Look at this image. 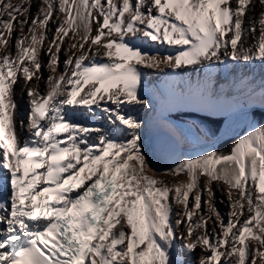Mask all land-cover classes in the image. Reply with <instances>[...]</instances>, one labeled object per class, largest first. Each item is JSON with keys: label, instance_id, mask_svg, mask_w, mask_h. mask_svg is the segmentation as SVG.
<instances>
[{"label": "snow or ice", "instance_id": "obj_1", "mask_svg": "<svg viewBox=\"0 0 264 264\" xmlns=\"http://www.w3.org/2000/svg\"><path fill=\"white\" fill-rule=\"evenodd\" d=\"M33 3L0 0V264H188L198 247V264H264V0H39L34 15ZM143 69L164 79L150 89ZM181 108L221 119L186 129L168 119ZM238 122L248 130L229 149L161 163L186 131L214 141Z\"/></svg>", "mask_w": 264, "mask_h": 264}, {"label": "rangeland", "instance_id": "obj_2", "mask_svg": "<svg viewBox=\"0 0 264 264\" xmlns=\"http://www.w3.org/2000/svg\"><path fill=\"white\" fill-rule=\"evenodd\" d=\"M38 2H39V0H34L33 6H32V9H31L33 15L35 14V12L37 10ZM256 10H257V14L261 10L258 3L256 4ZM20 19H23V17H20ZM54 19H55V16H54ZM57 23H58V21H57ZM50 27L52 28V31L54 32L56 24H53V23L50 22ZM24 31H25V34H27V27H25ZM18 34H19V30H17V32H15L13 35L15 36V35H18ZM50 38H51V36L49 35V40H50ZM71 39H72V36H71V33H69V36L65 37V41L68 42V41H71ZM47 43H48V41L45 42V47L47 46ZM65 46H67V45L65 44ZM151 51H161L163 53L164 49L154 48V49H151ZM63 58H64V53L62 52L61 53V59H63ZM47 60H48V57L44 56L45 65H47ZM243 69L244 68L239 69V72H241V73L244 72ZM149 70L150 71H148L146 76H147V79H148V82H149V86H150V89H151V87L153 85H158L160 83V81L162 79H164V74L159 72L158 70H154V69H149ZM167 71H170V70L167 69ZM191 71H194V70H191ZM200 71H203V70H200ZM259 71H258V73H259ZM188 72L189 71H187L186 74ZM217 74L222 75L220 70L217 71ZM43 75H44L45 79L49 75V72L46 70V68L43 71ZM22 81L23 80H20L19 85H21ZM40 87H41L40 89L42 90V92L45 91V87H44L43 82H41ZM24 93H26V91H24ZM144 98L148 99V100L152 99V97H150V95L149 96H145ZM24 99H25V96H24ZM25 100L28 102V99H25ZM25 104L26 103H23V108H24L25 113L27 115V113H28V105H25ZM179 110L192 111V112L196 113V115H197L196 118H191L190 114L189 115H185L184 114L183 118H181L180 114L179 115L174 114L177 111L172 112L171 114H169L168 119L172 123L182 124V125L185 126L186 129L190 128L192 125H203V124L207 123L208 122V120L206 119L207 116L211 117V118L221 119V117L218 116V115L210 114V113H207V112L195 111V110H193L191 108H181ZM131 113L134 116H137L138 118H140L142 121H144L145 124L147 125V129L148 128H152L153 129V127L157 125V124L155 125L154 123L156 121L160 120L156 113H153V112L149 111L148 109H146L144 107H140V106H137V107L131 109ZM174 115L179 116V117H176ZM203 117H205V118H203ZM97 123H98L99 126L104 127L105 129L109 128V124H108L107 119L105 121L100 119V120L97 121ZM260 123H264V121H260ZM161 126H163V125H161ZM247 130H248V125L243 123V124L239 125L235 129L234 133L231 134L230 136L224 137L223 139H220L219 141L214 140V141H207V142L204 141L202 138L199 141H197L194 138V135L189 132L191 134V137L185 135L187 137V142H185L183 140L181 141L182 148L180 150L181 152L180 151L179 152H180V154H182L184 151H189V152H192V153H197V152L201 153L204 149H208V148H210V150H213V148H214V150H216V151H225V150L229 149V146L234 142V140L236 138H238V135L244 134ZM155 131H157V130H155ZM180 154L178 155V157L180 156ZM173 160H175V159H173ZM170 162H172V160L167 162V163H165V164H168ZM149 174L153 175L154 173L152 174L150 172ZM185 177L186 176H184L183 174H181L179 177H176V178L171 177V176H167V177L166 176H157L158 179L168 180L169 183H175L176 180L184 181L186 179ZM214 187L221 188V187H226V186H224V185H222L220 183H217L216 185H214ZM204 199H207L206 195L204 196ZM221 200H223L224 203H220L219 201H221ZM215 203H216V206L219 209V211L222 214L225 215V222H226V215H227V213L229 211V208L227 206L228 205V200H227L226 196H224L222 192L217 191L216 192ZM175 207H176L177 211H181L182 210V206H180V205H177ZM195 218L196 217H193V219H195ZM180 231L184 232L185 236L187 237V231H186V227L185 226H181ZM190 242H191L190 239H186L184 241H181V246L183 247L184 243H190ZM253 243L255 244V242H253ZM199 249H200L199 252L197 253V251H195V254L193 252H189L187 249H184V256H185L186 261L188 263L197 262V264H198V260H199L200 256L202 255L200 253L202 249L200 247H199ZM222 261H223V258H222Z\"/></svg>", "mask_w": 264, "mask_h": 264}, {"label": "bare ground", "instance_id": "obj_3", "mask_svg": "<svg viewBox=\"0 0 264 264\" xmlns=\"http://www.w3.org/2000/svg\"><path fill=\"white\" fill-rule=\"evenodd\" d=\"M95 34V25H93V35ZM250 43H251V41H250ZM170 71H171V69H169ZM202 70V69H201ZM244 71L246 70L245 68L243 69ZM260 69H259V67H257L256 69H255V71L253 72V74H257L258 73V71H259ZM143 71L146 73V75H147V73H148V71H150L149 69H143ZM177 72H179L180 73V76L181 77H184V78H191V79H195L196 77H197V75L199 74L198 72H196L195 70L194 71H191V69H186L185 71H181L180 69H177L176 70ZM187 71H189L187 74H186V72ZM200 71V70H199ZM200 72H202V71H200ZM218 76H219V74H217ZM257 79H259V77H257ZM163 80V79H162ZM161 80V81H162ZM160 81V82H161ZM41 88V87H40ZM41 90V89H40ZM24 91H26V89H25V86H24V81H22V83H21V85H19V86H16V99L18 100V102H19V105H20V109H21V111L24 113V119H25V122H27V115H26V113H25V110H24V108H23V103H26L25 105H28V102L25 100V99H28V96H27V92L26 93H24ZM42 91V90H41ZM24 96H25V99H24ZM27 97V98H26ZM150 97H152L151 95H150ZM25 101V102H24ZM208 113V112H207ZM101 120H103V121H105L106 119L105 118H100ZM99 119V120H100ZM105 119V120H104ZM170 121V120H169ZM156 126H154L153 127V129L152 128H148V129H146V131H147V133H148V136L150 135V134H152L153 132H155V130H159V129H164V126H161V125H164V122H162L161 120H158V121H156L155 123H154ZM241 124H243V122H238L236 125H235V129L239 126V125H241ZM185 135H187V136H189V137H191V134L188 132V131H186L185 132ZM224 138V137H223ZM223 138H221V139H223ZM220 140V139H219ZM219 140H217V141H219ZM180 145H181V143H180ZM208 147V146H207ZM181 148H182V145H181ZM208 150H210V148H208ZM181 152V151H180ZM180 152H178L177 153V155H175L172 159H170V160H168V161H166V162H163V164H165V163H167V162H169V161H171V160H173V159H176L177 157H178V155L180 154ZM197 153H199V152H197ZM194 154H196V153H192V152H189V151H184L182 154H180V156H187V155H194ZM179 156V157H180ZM168 164H171V162L170 163H168ZM153 174V173H152ZM186 179H187V177H185ZM186 179L184 180V181H186ZM199 247L196 249V251H197V253L199 252ZM194 254H195V252H193ZM196 253V254H197ZM202 255H204V254H207L206 253V250H201V252H200Z\"/></svg>", "mask_w": 264, "mask_h": 264}, {"label": "water", "instance_id": "obj_4", "mask_svg": "<svg viewBox=\"0 0 264 264\" xmlns=\"http://www.w3.org/2000/svg\"><path fill=\"white\" fill-rule=\"evenodd\" d=\"M165 131H166V129H159V130L153 132L152 134H150L149 135V138L150 139H153V140H156V141L165 139ZM180 150H181V145H179L178 147H176L174 149L173 153L170 155V158H166V159L162 160L161 163L166 162V161L172 159L175 155H177V153Z\"/></svg>", "mask_w": 264, "mask_h": 264}, {"label": "trees", "instance_id": "obj_5", "mask_svg": "<svg viewBox=\"0 0 264 264\" xmlns=\"http://www.w3.org/2000/svg\"><path fill=\"white\" fill-rule=\"evenodd\" d=\"M179 113H184L185 115H189L190 114L191 115V118H196L197 117L196 113H194L192 111H187V110H178L174 114L179 115ZM176 115H174V116H176ZM176 117H179V116H176ZM203 118H205V117H203ZM206 119L208 121H218V120H220V119L211 118V117H208V116L206 117Z\"/></svg>", "mask_w": 264, "mask_h": 264}]
</instances>
